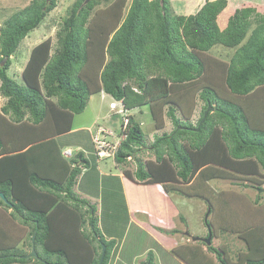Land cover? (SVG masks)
Listing matches in <instances>:
<instances>
[{"label":"trees","instance_id":"1","mask_svg":"<svg viewBox=\"0 0 264 264\" xmlns=\"http://www.w3.org/2000/svg\"><path fill=\"white\" fill-rule=\"evenodd\" d=\"M85 1L77 0L67 11L54 54L51 38L32 50L24 83L9 76L11 57L58 0H32L0 28V93L7 99L0 109V193L7 199L0 197V264H99L104 246L103 264H110L116 240L101 232L95 206L82 212L89 203L75 192L80 159L86 165L89 160L83 152L65 156L58 141L102 91L128 110L148 106L157 130L165 128L169 107L166 115L174 130L154 141V161L138 160L134 173L125 171L135 182L163 183L166 192L187 195L183 188L210 189L209 182L220 179L254 181L264 170V15L256 6L237 8L221 23L227 0L207 1L190 15L174 14L171 0H133L127 14L126 0H105L106 10L93 15L100 0ZM218 45L235 49L228 63L209 54ZM218 79L224 86L217 85ZM204 81L214 85L201 86ZM224 88L226 98L221 96ZM197 95L206 107L194 126L176 112L194 110ZM124 134L115 154L119 166L137 158L146 144V133L132 115ZM222 194L212 205L215 214L220 203L225 208L231 204ZM215 219L206 222L214 229L213 239L217 230L232 227L229 218ZM87 220L88 235L83 230ZM254 222L240 226V232L231 229L247 243L249 254L241 252L234 261L225 248L221 253L210 245L208 250L217 253L221 264L264 262V206ZM28 239L38 257L24 250L12 253ZM186 248L195 250L204 264H215L202 246ZM149 264H154L151 258Z\"/></svg>","mask_w":264,"mask_h":264},{"label":"rangeland","instance_id":"2","mask_svg":"<svg viewBox=\"0 0 264 264\" xmlns=\"http://www.w3.org/2000/svg\"><path fill=\"white\" fill-rule=\"evenodd\" d=\"M31 1L32 0H0V28L4 26L5 22L10 17L28 6ZM76 1L77 0H58L57 7L49 13L40 27L29 33V35L23 40L17 53L11 57L12 64L8 71V74L11 78L19 83L25 82L23 71L29 61L31 51L35 46L42 43L43 41L50 38L52 39L53 47L51 54H54L58 47V33L63 27L64 18L68 13L67 11L73 7ZM132 1L133 0H126V8L124 9L125 14H127ZM171 1L173 4L174 14L177 13L190 15L195 14L207 1L215 0ZM227 1L228 7L220 16L221 23L225 21L228 13L232 14L237 8L243 7L244 5H254L258 8L260 14L264 15V0ZM108 6L109 2L100 0L99 4L94 10L93 15H95L97 12H104ZM253 27H256V23L253 25ZM234 53L235 49H229L220 45L216 46L209 52L212 57L218 58L219 60L227 63L230 61ZM220 81L222 80H217V85L224 86ZM203 85L213 86L214 81L201 82V86ZM135 89L137 90L136 87ZM227 91L228 90L225 88L222 89L221 96L223 98H226L225 92ZM258 94L259 92L257 90L254 94H252V96H257ZM227 99H231L232 101L238 100L229 96ZM194 101V110L188 109L184 114L179 109L176 112V115L182 121L189 122L190 124L196 126L206 105L199 95L196 96ZM6 103L7 99L4 98L0 93V109L4 107ZM168 109L169 107L165 108V128L160 132L156 131L155 122L153 121L150 109L145 110L146 113H144V115H141L140 113L133 115L139 122L144 123L142 128L146 133V144L145 147L138 153L137 158H134L123 166V171L127 170L130 172H135L137 170L138 160L147 162L152 160L154 161L156 159V154L151 149L154 141L156 140V136H158L156 134H170L174 130L171 118L166 115ZM109 110H111L110 103H101L100 96L96 95L91 99V101H89L86 110L82 114L76 115L74 126L85 127L80 130L81 139L83 140L82 145L89 143L90 134L87 132L89 127H91L94 122H98L99 120L100 122H104L102 119L108 117ZM131 111H129L128 115H131ZM184 115H189V117H184ZM115 119L116 120L114 122L120 125V117L118 116ZM109 127H111V125H109ZM92 130L96 131L97 127H92ZM85 145H83L84 148H86ZM84 168L85 166L82 168V171ZM95 179L96 180L93 182V184L88 187V191L93 193V187H95L97 199L99 200L90 201L88 199L87 201L89 205H83L81 210L82 212L87 211L89 213L90 204L93 203V205L91 204L92 206H95L96 208L99 207L97 208L96 216L99 218V227L101 232L105 236H114V239L118 238V243L121 241L119 239L124 237V240L120 246L122 247V251H120V248L114 249L110 264H149L150 258L153 260L154 264H190V262L187 260L189 256L190 259H188L189 261H192V264H204L199 255L196 254L195 250H190L189 248H186L188 245H183L188 237L191 238L192 242H195L193 241V238H203L201 242L197 243V245L203 247V250L215 264H221L217 253L209 251L208 246L210 245H206L203 241L210 236L209 230L212 234L211 245L215 249H219V252L221 253L222 247H227L228 254L226 257L229 259H234V261L237 260L241 252H246L245 254H249V250H247V243L239 235V227L242 226V228H244L252 223H256L254 222L256 221V213L259 211L260 207L264 206L263 169L261 170V175L257 176L255 179L256 181H252L246 177H243L242 179L211 180L209 182L210 189H201V185H199L200 187L183 188L185 189L183 193H187V195L181 194L177 190H173L169 192V194H171L170 201L172 202V206H170V201L166 202L165 196L160 194L162 191L158 187H151L147 195L148 198H146L144 195L141 196V194H145V192L139 194V191L128 189L131 204H134V207L137 206L135 211L139 214L145 213L146 211L150 212L148 217L149 220H143V218L140 217L141 215L135 214V218L137 220L139 219V221L143 223L146 230H141L135 225L127 227L129 210L123 191L118 185L120 182L119 179H115L118 183L114 182L110 187L106 182H104V185L100 184L102 185L101 190L100 186L98 185V177ZM194 190L202 191V195L193 192ZM227 192H233L238 195L228 194ZM188 194H191L192 196H188ZM220 194H222L223 197L226 196V199L231 200V204H229V207L227 205L225 208L223 202L220 203L218 206L220 211L218 214H215V212L212 210V205H214L216 202L218 203ZM164 202L166 203L163 207H158L160 203ZM256 202L258 203L259 208L258 206H255L257 204ZM150 217L152 218L150 219ZM215 217L216 223H218V218L222 219V221L229 218L230 222L232 223V227L227 230H222V228L217 230L213 239L214 229L212 230V227L207 226L206 219L208 218V221L214 222ZM163 219L164 223H162ZM222 223L223 222H221V226ZM89 224L90 223L87 220V223L83 228L87 235L91 234V228ZM235 228L239 232H232L231 229ZM31 243V240H25V243L21 246L22 248L17 247L16 249L18 250H12V253L20 254L21 252H29L31 254L33 251L32 247L30 246ZM93 245L96 246V242H94ZM23 250L25 252H23ZM184 251L188 252L185 256L184 253H182ZM123 255L127 262L120 261L122 260ZM254 257L256 256L253 255V258ZM262 260V258H256L253 260V264H264ZM50 261H57V257H51ZM29 264L36 263L33 261Z\"/></svg>","mask_w":264,"mask_h":264},{"label":"crops","instance_id":"3","mask_svg":"<svg viewBox=\"0 0 264 264\" xmlns=\"http://www.w3.org/2000/svg\"><path fill=\"white\" fill-rule=\"evenodd\" d=\"M31 53H32V51H31ZM29 59H30V57H29ZM96 95L100 96L101 103L107 102V103L112 104V103L117 102V100H115L113 97H111L110 95L106 94L103 91L100 92L99 94H96ZM96 95L92 96L90 98V101ZM145 107H139V108L133 109L132 110L133 112L131 111V115L133 116V115H136L137 113L144 115V113H146L145 110L150 109L148 106H145ZM144 108H145V110H144ZM112 115H113V112L111 110H109L108 117L102 119V121H104V122H100V120H99L98 122H94L93 125L91 127H89V130L87 132L90 134L91 143L93 142V135L92 134H93V132H95L94 130H92V127L93 128L97 127V130L99 128H104L106 130H114L116 132L121 130V126H122L123 122H121L120 125L118 123L114 122L116 120L115 118H117V116H115V115L112 116ZM110 120H111V122H110ZM74 124H75V118L73 121L72 131L68 134H65V135L59 137L58 141L60 140V146L62 147V152L65 156L69 157V155H72L74 157L77 154H79L80 152H83L84 157L87 160H89V165H86L85 161L80 159V164H81V165H79L80 168L82 169L84 166H85V168L83 169L81 175L78 178L77 185L75 186V192L82 199H86V200L89 199L90 201L99 200V199H97V195H96L97 193L95 191V187H93L94 188L92 191L93 193H91V191H88V187L93 184V182L96 180L95 178L98 177V181H99L98 185L100 186V190L102 189L101 188L102 185H100V184L104 185L105 184L104 182H106L107 185L110 187L114 182L118 183L115 179H119L120 182L118 183V185H119L120 189L123 191V194H124L126 202H127L128 210H129L127 227H130L131 225H135L136 227H138L141 230H146L143 223L140 222L139 219L137 220L135 218V214L141 215L140 217H142L143 220H149L148 217L150 215V212L146 211L145 213L139 214L135 211L137 206L134 207V204H131L130 199H129L128 189L139 191L138 192L139 194L145 192V194H141V196L144 195V196H146V198H148L147 195H148L151 187H158L162 191V193H160V194L165 196L166 202L170 201L171 194L166 192L163 183H158V184L140 183V182H135L134 180H131L130 178H128L124 174L126 171V170L123 171L124 167L116 164L115 158L114 159L106 158V159L99 161L96 154H95V151H93V148H95V146L93 145L94 143L91 144V146H92V147L90 146L91 148H89V147L84 148L83 147L84 144L82 145L83 140L81 139V131L80 130H82L85 127H76V126H74ZM140 124H141V126L144 125L143 122H140ZM109 125H111V127H109ZM162 130H164V128L159 129V130L156 129L157 132L158 131L160 132ZM156 135H158V136H156V138L162 136L159 134H156ZM72 139H75V140H72ZM132 173H134V172H132ZM129 185H133V186H129ZM166 202L160 203L158 205V207H163ZM91 204L93 205V203H91ZM170 206H172L171 201H170ZM97 208H99V207H97ZM10 212H11V210H10ZM153 212H155V211H153ZM145 217H147V218H145ZM151 218L152 217H150V219ZM162 223H164V219H163ZM105 237H107L108 240H112V239L114 240V238H115L114 236H105ZM196 238H199V237H196ZM193 239H195V238H193ZM199 239H203V238H199ZM115 240H116V246L114 249L120 248V251H122V247H120V246L124 240V237L122 239H119V240H121L120 243H118V238ZM193 241H195V240H193ZM198 242H201V240L192 242L191 238L188 237V239H186V242H184L183 245H188V247H189L190 245H197ZM225 249L228 250L227 247H225ZM120 261L127 262L124 258V255H123L122 260H120Z\"/></svg>","mask_w":264,"mask_h":264},{"label":"built area","instance_id":"4","mask_svg":"<svg viewBox=\"0 0 264 264\" xmlns=\"http://www.w3.org/2000/svg\"><path fill=\"white\" fill-rule=\"evenodd\" d=\"M127 111L128 110H125L124 112L122 110L120 112V114L123 115L122 134H118V132L114 130H106L104 128H99L97 131L93 132V143L96 150L95 154L99 161L106 158H115L118 148L120 147L122 141L126 138V134H124V132L129 123Z\"/></svg>","mask_w":264,"mask_h":264},{"label":"water","instance_id":"5","mask_svg":"<svg viewBox=\"0 0 264 264\" xmlns=\"http://www.w3.org/2000/svg\"><path fill=\"white\" fill-rule=\"evenodd\" d=\"M50 1H51V0H48V2H50ZM91 1H92V0H86V1L84 2V5H87V4L90 3ZM8 59H9V58H6V59L4 60L3 63H6V62L8 61ZM213 111H214V107L209 106V108H208V110H207V112H206V114H205V116H204V119L207 117V115H208L210 112H213ZM203 122H204V120L202 121V123H203ZM201 125H202V124H200V126H199L198 129H197V131L200 130ZM0 197H1L3 200H5V201L7 202V199H6V197H5V195H4L3 193H0ZM206 222H208V218L206 219ZM209 234H210V236H209L207 239H204V240H203L204 243H206L207 245H211V242H212V234H211V231H210V230H209ZM33 239H35V237H34ZM194 240H195V241H198V240H202V239L195 238ZM33 242H34V240H33ZM105 256H106V247L104 246V247H103V255H102V258H101V261H100L99 264H103V261H104ZM30 257H38V254L36 253L35 249L33 250V252H32V254L30 255Z\"/></svg>","mask_w":264,"mask_h":264},{"label":"clouds","instance_id":"6","mask_svg":"<svg viewBox=\"0 0 264 264\" xmlns=\"http://www.w3.org/2000/svg\"><path fill=\"white\" fill-rule=\"evenodd\" d=\"M110 109H111V111L113 112V114L115 115V116H119L120 117V119H121V122H123V115H121L120 114V112L123 110L124 112H125V110H128V109H126L125 108V105H124V103L122 102V101H117V102H115V103H112V104H110ZM129 111H131V110H128L127 111V114L129 113ZM128 116H131V115H128ZM122 126H123V123H122ZM122 126H121V130H122ZM119 134V133H118ZM127 136V135H126ZM71 157H73L72 155H69V158H71ZM97 214V213H96ZM98 220H99V218H98ZM100 228V227H99ZM34 244V243H33ZM33 252V251H32ZM32 254V253H31Z\"/></svg>","mask_w":264,"mask_h":264}]
</instances>
